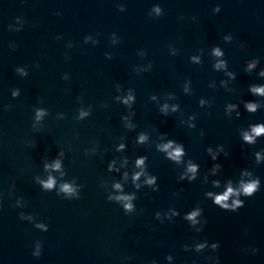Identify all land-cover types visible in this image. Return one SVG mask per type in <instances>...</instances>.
I'll return each mask as SVG.
<instances>
[{
  "label": "water",
  "instance_id": "1",
  "mask_svg": "<svg viewBox=\"0 0 264 264\" xmlns=\"http://www.w3.org/2000/svg\"><path fill=\"white\" fill-rule=\"evenodd\" d=\"M261 73L264 0H0V264H264V133L243 141ZM245 170L260 189L214 205Z\"/></svg>",
  "mask_w": 264,
  "mask_h": 264
},
{
  "label": "clouds",
  "instance_id": "2",
  "mask_svg": "<svg viewBox=\"0 0 264 264\" xmlns=\"http://www.w3.org/2000/svg\"><path fill=\"white\" fill-rule=\"evenodd\" d=\"M220 10L221 9L219 7H216L214 9V11L217 13L220 12ZM121 11H123V9H121ZM155 11L157 13H159V11H160L159 7H157L155 9ZM226 39H229V38H226ZM215 54L218 56L222 55V53L220 52V50L218 48L215 49ZM257 62H258L257 60H253V62L248 65L249 70L251 68L255 67ZM222 65H223V62H221V64L217 65V66L219 67ZM18 71H21V73L23 75H27V73H23L22 70H18ZM261 74L264 75V73H261ZM250 91L253 93L264 94V85H262V86H251ZM13 95H16V93L14 92ZM129 99H131V97ZM259 106L260 105L258 102H248V101L245 102V108L249 113H255ZM230 107H235V105H230ZM237 115L239 116L240 113H237ZM249 128L251 129V132L249 133V132L245 131L243 133V141L246 142V144L253 145L257 141L256 138L259 137L261 135V133H264V123L250 124ZM144 140H145V137L143 135H141L139 142L143 143ZM121 147H123V145H121ZM170 148H172V141H169V143L163 145L161 150L167 153V157L170 160L179 162L182 155H184L183 147L178 145L177 147H175V149L173 151H168V149H170ZM208 151L210 152L211 149L209 148ZM144 159H145L144 157H141L140 159H138L136 161L137 166L143 165ZM212 159L215 160L216 157L213 156ZM262 159H264V151L256 152L255 153L256 163L260 164ZM55 167L59 168V164L57 163L55 165ZM215 167H219V165H216ZM188 171L190 173H192V175L187 176V180L188 181H194L196 178L195 173L197 171V165L189 164ZM141 174L142 173H136V175L133 177L134 181L138 180L139 176ZM184 179H185V176L179 177V180H181V181H183ZM146 182L149 185H152L156 182V177L152 176ZM236 183L238 186L233 187V181L230 180V181H228L226 191H224L222 194L214 195L212 192H208L207 196L212 198L214 205L218 206L220 209L235 212L239 208L244 206V200H242L241 197L242 196L243 197H252L260 189L261 181H260L259 177H255L253 175L252 171L245 170L241 173L240 179ZM54 184H55L54 179L49 177L47 183L44 184V188L51 190L53 188ZM115 187L120 188V185L117 184V185H115ZM61 191L66 193V194H71L74 191V189L70 184L66 183L62 186ZM132 198L133 197H131V196L116 197L117 200L127 201V203H124V209L126 211H132L133 210V205L130 203ZM230 198H233V199H231V202L229 203ZM202 211H203L202 208L197 207L195 210H190L188 213H186L183 218L186 221H190L191 222L190 226L194 228L195 225L201 224V221H198L196 218L201 215ZM173 214L179 215V213H176V212H174ZM156 216L158 218L159 213H156ZM19 218H20V220H25V219L31 220V216H26L23 212H21L19 214ZM204 223H206V221H203V223L201 224V226L199 228H194V229L197 232L202 231ZM35 227L43 229L44 225L37 224V225H35ZM45 231H47V229H45ZM208 247H210V249L213 252H215L216 250H218L219 244L218 243H212L209 246L207 241H203V242L195 243L192 246L184 245V250L190 251V250L194 249L197 253H201L204 251L205 248H208ZM34 248H35V250L32 253L33 256L39 257L41 255L42 243L40 241L35 242ZM252 251H253V254H255L256 250L253 249ZM172 258L173 257L171 255H168L166 257L167 260H171ZM210 259L213 261V264H219L218 257H211ZM150 264H156V261L153 260L150 262Z\"/></svg>",
  "mask_w": 264,
  "mask_h": 264
}]
</instances>
